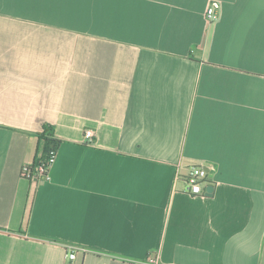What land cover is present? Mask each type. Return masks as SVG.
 Wrapping results in <instances>:
<instances>
[{
    "label": "crops",
    "instance_id": "0c3cea01",
    "mask_svg": "<svg viewBox=\"0 0 264 264\" xmlns=\"http://www.w3.org/2000/svg\"><path fill=\"white\" fill-rule=\"evenodd\" d=\"M0 264H264V0H0Z\"/></svg>",
    "mask_w": 264,
    "mask_h": 264
},
{
    "label": "built area",
    "instance_id": "2783aa9c",
    "mask_svg": "<svg viewBox=\"0 0 264 264\" xmlns=\"http://www.w3.org/2000/svg\"><path fill=\"white\" fill-rule=\"evenodd\" d=\"M218 8V4L214 1L210 3L205 11V19L208 23H213L218 19ZM84 138L88 142H91L93 131L90 129L85 130ZM56 154L57 151L51 149L37 166L24 165L21 168V177L29 181L33 180L36 183L47 180L49 170L55 162ZM207 173V169L201 165H190L186 168L185 174L182 176H180V173L178 174L177 179L183 181L186 193L192 196H201L204 195V189L207 186ZM68 258L73 260L75 258V251H71L68 254Z\"/></svg>",
    "mask_w": 264,
    "mask_h": 264
},
{
    "label": "trees",
    "instance_id": "16d2710c",
    "mask_svg": "<svg viewBox=\"0 0 264 264\" xmlns=\"http://www.w3.org/2000/svg\"><path fill=\"white\" fill-rule=\"evenodd\" d=\"M38 138H39V140L44 141V147H45L44 157H46V155L48 154V152L51 149L57 151V148H58L60 142L58 140L53 139L51 129H49L48 127H45L43 130V133L38 135Z\"/></svg>",
    "mask_w": 264,
    "mask_h": 264
},
{
    "label": "water",
    "instance_id": "95a60500",
    "mask_svg": "<svg viewBox=\"0 0 264 264\" xmlns=\"http://www.w3.org/2000/svg\"><path fill=\"white\" fill-rule=\"evenodd\" d=\"M212 188H213V187H212L211 185L208 186V187H206V188H205V194H207V195L211 194Z\"/></svg>",
    "mask_w": 264,
    "mask_h": 264
}]
</instances>
